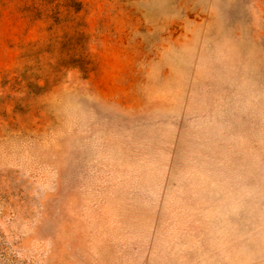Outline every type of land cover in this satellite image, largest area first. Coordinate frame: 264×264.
I'll return each instance as SVG.
<instances>
[{
	"label": "rangeland",
	"instance_id": "obj_1",
	"mask_svg": "<svg viewBox=\"0 0 264 264\" xmlns=\"http://www.w3.org/2000/svg\"><path fill=\"white\" fill-rule=\"evenodd\" d=\"M0 264H264V0H0Z\"/></svg>",
	"mask_w": 264,
	"mask_h": 264
}]
</instances>
